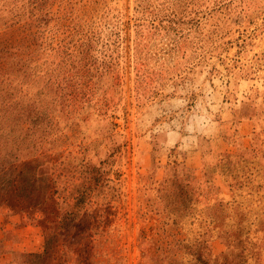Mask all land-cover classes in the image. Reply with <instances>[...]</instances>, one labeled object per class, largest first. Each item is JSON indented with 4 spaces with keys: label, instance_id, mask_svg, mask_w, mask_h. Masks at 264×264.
<instances>
[{
    "label": "rangeland",
    "instance_id": "374dc122",
    "mask_svg": "<svg viewBox=\"0 0 264 264\" xmlns=\"http://www.w3.org/2000/svg\"><path fill=\"white\" fill-rule=\"evenodd\" d=\"M0 264H264V0H0Z\"/></svg>",
    "mask_w": 264,
    "mask_h": 264
}]
</instances>
